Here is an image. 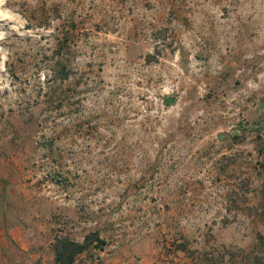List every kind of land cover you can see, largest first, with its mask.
<instances>
[{"label": "rangeland", "instance_id": "374dc122", "mask_svg": "<svg viewBox=\"0 0 264 264\" xmlns=\"http://www.w3.org/2000/svg\"><path fill=\"white\" fill-rule=\"evenodd\" d=\"M261 141L264 0H0V264H264Z\"/></svg>", "mask_w": 264, "mask_h": 264}, {"label": "trees", "instance_id": "16d2710c", "mask_svg": "<svg viewBox=\"0 0 264 264\" xmlns=\"http://www.w3.org/2000/svg\"><path fill=\"white\" fill-rule=\"evenodd\" d=\"M61 47L62 44L60 45ZM59 46V48H60ZM58 58L56 61L55 79L60 82L68 81L71 75V71L66 66L64 61L66 60V53L62 52L61 49L55 53ZM262 145L258 148V155H264V141H261ZM261 239V238H260ZM105 244L104 240L100 239L97 233L87 234L82 242L71 240L67 237H56L52 245L54 252L55 264H73L77 256L88 251L91 248L100 249ZM189 250L184 243H178L174 246L175 253H187ZM191 264H200L201 260L199 257H192Z\"/></svg>", "mask_w": 264, "mask_h": 264}]
</instances>
